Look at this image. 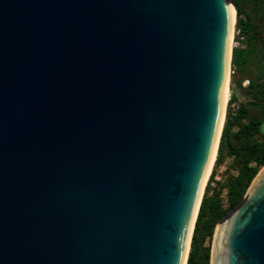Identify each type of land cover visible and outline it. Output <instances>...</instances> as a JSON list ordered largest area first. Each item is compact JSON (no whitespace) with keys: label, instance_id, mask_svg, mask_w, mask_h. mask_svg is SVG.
I'll return each mask as SVG.
<instances>
[{"label":"water","instance_id":"water-1","mask_svg":"<svg viewBox=\"0 0 264 264\" xmlns=\"http://www.w3.org/2000/svg\"><path fill=\"white\" fill-rule=\"evenodd\" d=\"M227 2L0 0V264H181ZM213 239L212 264H264V165Z\"/></svg>","mask_w":264,"mask_h":264},{"label":"trees","instance_id":"trees-1","mask_svg":"<svg viewBox=\"0 0 264 264\" xmlns=\"http://www.w3.org/2000/svg\"><path fill=\"white\" fill-rule=\"evenodd\" d=\"M230 1L236 10L235 27L246 40V47L232 50L231 65L235 69H240L247 64L248 56L252 52L251 46L257 36L239 3L236 0ZM245 88L251 90L250 96L263 99L262 103H252L260 106L263 115L264 85L251 80ZM233 101H235L234 96L229 99L228 104L230 105ZM246 116L245 103H239L235 111L229 107L227 109L215 162L220 163L226 151L228 155L236 158L240 167L236 177L228 181L226 185L228 199L226 209L222 208L215 188L209 193V181L214 175L212 170L194 223L186 264H208L209 251L208 249L200 251L202 242L205 237L211 236L214 224L239 203L251 180L259 168L264 165V134L260 131L261 120L250 118L245 121Z\"/></svg>","mask_w":264,"mask_h":264},{"label":"rangeland","instance_id":"rangeland-1","mask_svg":"<svg viewBox=\"0 0 264 264\" xmlns=\"http://www.w3.org/2000/svg\"><path fill=\"white\" fill-rule=\"evenodd\" d=\"M228 1L231 3L230 0ZM236 1L243 9L245 16L253 25L257 37L254 41V44H252L251 46L252 52L248 56L247 64H245L240 69H235V67L231 65V58H230L229 81L230 84L235 83L236 86L239 88L242 100L239 101L238 98L234 96L235 101H233V103H231L230 105L229 104L226 105L225 116L228 107L232 111H235L239 103H245L246 115H247L245 121H247L250 118H254L258 120L260 119L261 120L260 131L261 133L264 134V114L263 115L261 114L259 105L252 104V103H262L263 99H256L250 96L251 90L245 88L247 87L249 81L251 80L257 81V83H259L260 85L261 84L264 85V0H236ZM235 23H236V19H235ZM242 47H246V40L240 35V33L238 32V30L234 25L231 57H232V50L234 48H242ZM213 165L214 166L212 167L211 171L212 170L214 171V175L212 176V179L209 181V186H208L209 193L212 191L213 188H215V190L217 191V195L220 199V204L222 208L226 209L228 207L226 185L228 181L236 177L240 164L238 163V161L234 156L228 155L225 151L221 162L216 164V162L214 161ZM208 179L206 184L208 183ZM216 224L217 222L213 226L211 236L205 237L204 241L200 246V251H203L204 249H208L209 251L208 264H210V251H211V245H212Z\"/></svg>","mask_w":264,"mask_h":264},{"label":"bare ground","instance_id":"bare-ground-1","mask_svg":"<svg viewBox=\"0 0 264 264\" xmlns=\"http://www.w3.org/2000/svg\"><path fill=\"white\" fill-rule=\"evenodd\" d=\"M228 7H229V13H230V23H229V44H228V53H227V62H226V71H225V79H224V85H223V91H222V105H221V113H220V117H219V121H218V126H217V130H216V134H215V138H214V142H213V146L211 149V153H210V157L200 184V188H199V193L197 196V200L195 203V207L193 210V214L190 220V225H189V229H188V234H187V238H186V243H185V247H184V253H183V258L181 261V264H185L186 263V258H187V254L189 251V244H190V238L192 235V231H193V227H194V221H195V217L197 214V210H198V206L201 200V197L203 195V190L205 189V185L207 182V179L210 175L211 169L214 166V161L216 158V154H217V145H218V140H219V136L221 133V129L224 123V119H225V111H226V105L228 100L230 99V97L236 93V90L234 88L230 87V57H231V48H232V42H233V34H234V25H235V19H236V10L233 7V5L228 1ZM213 242L214 239L212 240V245H211V251H210V264H212V256H213Z\"/></svg>","mask_w":264,"mask_h":264},{"label":"built area","instance_id":"built-area-1","mask_svg":"<svg viewBox=\"0 0 264 264\" xmlns=\"http://www.w3.org/2000/svg\"><path fill=\"white\" fill-rule=\"evenodd\" d=\"M232 72V71H231ZM229 101V100H228ZM227 104H228V102H227ZM212 172V171H211ZM211 174V173H210Z\"/></svg>","mask_w":264,"mask_h":264}]
</instances>
